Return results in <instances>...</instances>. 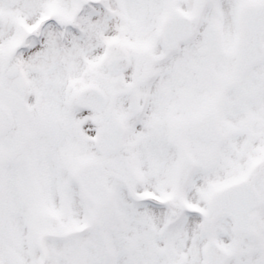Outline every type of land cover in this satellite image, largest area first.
Masks as SVG:
<instances>
[{
  "label": "flooded vegetation",
  "instance_id": "af4514ba",
  "mask_svg": "<svg viewBox=\"0 0 264 264\" xmlns=\"http://www.w3.org/2000/svg\"><path fill=\"white\" fill-rule=\"evenodd\" d=\"M82 3V0H78ZM86 10L82 11L73 6V0H16V4L31 16L35 28L31 32L35 33L38 38H42L45 46H52L54 42H61V35L66 38L67 34L71 35L72 29L82 31L84 45L80 49L79 61L77 66L82 72L79 77L85 84L91 83L100 90L107 93V97L102 106L98 107L94 113L95 130H112L116 125L122 128L121 147L109 154H101L100 160L92 162L83 159L79 164L77 178L79 179L82 193L100 195L102 192V184L104 182L106 170L112 171V177L117 180H123L124 177L134 172L125 171L128 168L127 157H135L140 171L145 175L160 174L164 176L166 168V160L171 152L168 145L176 147L174 154L178 152V148L183 146V120L185 116L183 105L168 106V104L178 103L179 100L187 98L186 90L168 83L169 73L172 71L173 64L181 67L180 73L184 76L181 84L186 80L189 81V75L186 70H191L192 77L196 80L200 79L198 65H191L193 59L189 58L192 53L185 55L183 58V44L176 41L171 48H165L160 36H155L154 25L148 27L149 31L145 32V38L153 39V49L151 53L160 58L148 74L146 80L134 91L125 90L120 95H114L117 90L118 80L111 78H119V76H110L105 74L102 58L106 50L111 49L104 43L103 23L98 13L93 10V6L97 0H86ZM165 4L164 13H169L176 8H184L183 0H162ZM45 3L42 7L41 5ZM58 7V9H56ZM187 10L193 12L198 7L192 3L186 4ZM41 14V16H40ZM97 19L96 21H92ZM94 29L90 31L91 26ZM3 23H0V27ZM13 28V27H12ZM154 30V32H153ZM62 32V33H61ZM61 34V35H60ZM92 34V35H91ZM194 32L192 33V35ZM9 36V35H6ZM29 36L23 25L17 26L16 43L5 50L10 52L5 54V58L0 63V80L2 81V90L0 96V112L5 118V133L2 140L5 144L19 142L23 146L28 136L27 131L37 124L38 114L40 112L46 114L53 112L55 114L56 104L64 107L65 98L71 99L70 91L67 93L65 85L67 77L73 74L72 55L70 50L62 49V53L53 51L52 63H41L34 67L29 66L23 55L26 45V39ZM11 42V39L9 40ZM7 45V44H6ZM193 46V43L186 45V48ZM112 47V46H111ZM16 50V51H15ZM99 59L92 67H87V60L93 55ZM118 55V54H117ZM116 56L111 53L110 58ZM165 57L168 59L166 60ZM15 59V60H14ZM155 59V58H154ZM86 60V61H85ZM186 67L183 68V65ZM77 68V67H76ZM187 68V69H186ZM76 70V69H75ZM152 74L156 76L152 77ZM257 78L259 80L258 88H264V65L257 70ZM166 80V81H165ZM14 88V89H13ZM172 88V90L170 89ZM118 89V88H117ZM113 95V96H112ZM162 96V97H160ZM214 98V92H209V100ZM147 103L148 108L143 112L142 104ZM72 102L69 100L65 105L66 111H71ZM48 110V111H47ZM200 117H195L200 121ZM256 120L255 122H257ZM54 117L46 119L45 125H53ZM211 120L203 122H192L190 124V132L192 135L200 134L206 138L210 137L211 130L208 128ZM10 132H9V130ZM12 130V131H11ZM204 132V133H202ZM194 139H191V141ZM250 140L256 141V134H250ZM87 150V141L80 144L81 155ZM73 160L71 156L68 162ZM145 171V172H144ZM132 185L140 186V183L131 182ZM120 181L112 183V190L122 193L123 186ZM148 185V183H146ZM259 192L264 196L262 183H259ZM252 213L251 225L255 223L260 226V221L264 222V204ZM106 215L103 210L98 213ZM233 220L226 218L228 232L231 236L238 239V236L232 234L230 229ZM243 238L248 242L257 240L255 230L250 234L244 233ZM242 241V239H240Z\"/></svg>",
  "mask_w": 264,
  "mask_h": 264
},
{
  "label": "rangeland",
  "instance_id": "374dc122",
  "mask_svg": "<svg viewBox=\"0 0 264 264\" xmlns=\"http://www.w3.org/2000/svg\"><path fill=\"white\" fill-rule=\"evenodd\" d=\"M122 2V1H121ZM139 8H140V18L143 17L144 13H145V9H144V4L142 2H139ZM137 13V12H136ZM137 21L140 23V20L137 18ZM125 36L126 39L130 40L133 36L132 31L130 33H126L123 32L121 33ZM75 57L72 56V59H74ZM41 151V150H40ZM32 152L37 155L38 154V150L36 147H32ZM43 152V150H42ZM13 165L12 164V160L9 159H5L1 164H0V197H2V199H0V218L2 219V221L4 222V216H7V225H13L16 226L17 229L23 230L22 229V223L23 220H29V211L31 208H33V204L30 202V197L28 199V202L24 199H22V195L23 193L20 191L21 186L18 185L17 183V178L13 175V177H11L10 174H8L7 172H5L7 170L8 165ZM201 166L204 165L203 163H200ZM46 165V163H44L42 166H40V169L42 170L44 168V166ZM58 166L62 169V170H55L53 171L54 168H52L49 171H45L44 169L42 171L47 172L48 174L51 175L50 178L47 179V175L44 174V172L39 173L38 169H37V164L36 163H31V167H32V172H33V176H34V186H35V191H39V198H40V202L44 203L46 205L51 206V204H55L57 203V200H54L50 202H48L47 199L44 198L43 193L45 191L50 190L54 196H60V193L65 194V198H63L62 202L60 205H63V209L65 212H67V207H66V193H65V180L67 179H62L60 180H56V175L54 174H60L63 172V162L60 161ZM13 169H17V167L12 166L11 167V171H13ZM61 171V172H60ZM197 173V177L202 181L203 187L202 185H200V194L201 195H206L207 194V190H208V186H207V181L206 179L208 178V175L203 173L202 170H199L196 172ZM39 179V180H38ZM41 180V181H40ZM54 183V184H53ZM53 184V185H52ZM206 184V185H205ZM4 193V195H3ZM78 198H81V196L77 195ZM40 206V208L42 209H46L44 208L42 205L38 204ZM76 207L79 206V200H77ZM79 209V208H77ZM126 209V208H125ZM69 211V209H68ZM59 214V213H58ZM58 214L55 213V218L57 220H54L51 222L52 226L49 229H54V230H58V232H61L64 230V226H66L70 221H68V219H63V217L58 218ZM61 215V214H60ZM120 217H122V215H120ZM129 216L127 215L126 218H128ZM14 219V221H13ZM1 223V221H0ZM186 234L188 233L187 230H185ZM195 234V235H194ZM207 235V234H205ZM189 236V237H188ZM194 237H196V232L194 231H190L189 234L187 235V239L188 241L185 242V246L184 244H181L178 246V250L179 252L182 253H189L192 254V256L194 257V255H197V251H198V244L197 242L194 243L195 241H198L199 239H194ZM210 237H213L212 234H210ZM76 239H79L80 245L82 246V243L84 241V233L82 232L80 234V232L78 233V237ZM37 240V238H36ZM97 240H95L96 242ZM36 242V241H35ZM34 242L32 249H33V253L38 254V251L36 249V243ZM45 246L48 249V251L51 253L52 255L50 256V261L49 264H68L67 259L65 258V256L62 254L63 249L67 248L68 249H72L74 246L76 245V242L72 241V240H65L64 238L61 237H56V238H50V239H45ZM158 244H164V241H159ZM31 249V247H28V249L25 252H22L20 255L21 257L19 258V260H14V264H31L32 263V257L31 260L27 259L26 256H32L31 252H29ZM100 250V248L98 249ZM96 251V249L94 250ZM186 251V252H185ZM142 257V254H141ZM145 258V255L143 257V259ZM142 259V260H143ZM192 260V259H191ZM94 261L91 260V262ZM95 261H97L95 259ZM11 263H13L11 261ZM76 264H79L78 262ZM95 264V262L93 263ZM191 264H193V261H191Z\"/></svg>",
  "mask_w": 264,
  "mask_h": 264
},
{
  "label": "bare ground",
  "instance_id": "6f19581e",
  "mask_svg": "<svg viewBox=\"0 0 264 264\" xmlns=\"http://www.w3.org/2000/svg\"><path fill=\"white\" fill-rule=\"evenodd\" d=\"M107 19V24L110 28H114L115 27V22L117 21V17L113 16V17H106ZM115 21V22H114ZM41 47H36L34 49H32L31 53L28 55V57H30L31 59L36 60L37 59V55L38 53L41 51Z\"/></svg>",
  "mask_w": 264,
  "mask_h": 264
}]
</instances>
